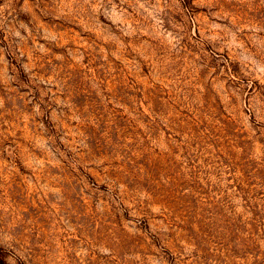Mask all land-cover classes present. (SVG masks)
<instances>
[{"label": "rangeland", "instance_id": "1", "mask_svg": "<svg viewBox=\"0 0 264 264\" xmlns=\"http://www.w3.org/2000/svg\"><path fill=\"white\" fill-rule=\"evenodd\" d=\"M0 264H264V0H0Z\"/></svg>", "mask_w": 264, "mask_h": 264}]
</instances>
